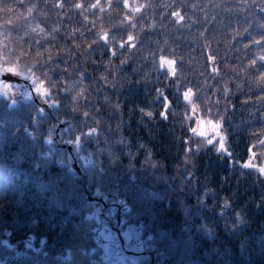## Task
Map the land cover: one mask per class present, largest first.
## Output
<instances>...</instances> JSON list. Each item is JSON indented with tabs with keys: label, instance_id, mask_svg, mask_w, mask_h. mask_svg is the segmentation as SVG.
<instances>
[{
	"label": "trees",
	"instance_id": "16d2710c",
	"mask_svg": "<svg viewBox=\"0 0 264 264\" xmlns=\"http://www.w3.org/2000/svg\"><path fill=\"white\" fill-rule=\"evenodd\" d=\"M60 2L63 8L57 0H0V63L4 57L14 63L29 51L28 42L39 38L38 24L46 30L58 26L57 48H74L72 37H62L77 28L74 36L81 45L71 58L60 53L66 64L57 59L48 66L56 81V87L47 85L52 88L49 97L19 95L11 102L0 96V264H117L105 257L97 235L100 221L86 197L95 188L125 199L124 224L139 227L147 250V263L119 264H264V176L240 167L250 150L256 153L253 161L264 164V148L258 143L264 140V84L257 71L264 70L259 59L264 56V0H131L146 5L138 13L117 0L111 8L100 0L103 12L88 8L95 0ZM77 2L83 9L70 7ZM174 11L184 20L173 17ZM125 14L134 17L135 29L120 23ZM10 18L12 25L6 23ZM98 30L117 40L131 31L138 37L136 48L116 45L117 55L111 57L103 42L96 41L99 47L86 52L85 44L96 40ZM205 41L228 83L227 96L219 90L221 80L206 70ZM35 51L33 45L29 59L21 56V69L31 66ZM160 54L176 57L175 79L165 75L166 69L157 70L153 57ZM65 68L61 80L58 73ZM106 68L110 81L115 76V86L85 80L94 106L81 103L73 113L69 97L75 92L62 94L64 81L75 80L81 69L98 78ZM33 70L44 78L43 69ZM185 87L196 92L199 115H207L208 108L223 114L226 147L236 162L231 167L227 157L189 131L195 117L182 97ZM157 90L170 101L167 119L159 115L163 100ZM49 100L61 101L62 109L50 107ZM85 110L98 121H89L100 129L98 138L85 136L79 150L72 144L69 149L66 141L83 126L79 113ZM186 147L192 149L187 156ZM82 153L89 156L87 164Z\"/></svg>",
	"mask_w": 264,
	"mask_h": 264
},
{
	"label": "snow or ice",
	"instance_id": "6c2138e0",
	"mask_svg": "<svg viewBox=\"0 0 264 264\" xmlns=\"http://www.w3.org/2000/svg\"><path fill=\"white\" fill-rule=\"evenodd\" d=\"M108 7L111 8L112 6V0H107ZM118 4H122L123 8L125 9H130L132 13H138L141 11L142 8H144L146 5L143 4H133L131 0H117ZM57 6L60 8L64 7V4L60 2V0H57ZM36 7V5H33L32 7H29L27 9V12L29 14L32 13L33 8ZM70 7L76 8V9H83L84 5L81 2H77L75 4H70ZM88 8L90 9H97L99 8L101 12L104 11V7L101 5L100 0H95L94 3H91L88 5ZM7 13L11 14L12 13V8L10 7H5L4 9ZM173 17H176L178 20L183 21L184 17L180 14L179 11H174L171 13ZM83 22L87 23L88 17L85 16L83 18ZM8 25L13 24V20L10 18L6 21ZM122 25H128L132 29L136 28V23L134 22V17L129 14H125L124 18L120 22ZM93 27H95V24L93 23ZM37 28L39 30V38H34L28 42V52H22L21 55L16 56L15 62L10 63L8 62L7 57H4L3 63H0V73H7V74H13L16 77H23L27 75L28 79H30L35 86V92L37 94H40L41 98H47L52 94V88L48 87V84H51L52 87H56V81H53L51 79V74L48 70L49 65H56V60L60 59L62 64H66L67 61L63 60L60 57V53L63 52L71 58L72 53L74 49H79L80 48V43L77 42L75 39L74 34L79 32V29L77 28H71L66 36H63L62 39L65 41L68 40L69 37H72L71 39V45L74 46V48H65V47H56V42L58 40V26L54 25L50 30H46L42 25L38 24ZM121 31L123 29H120ZM33 32L36 31V29H32ZM86 31H89V34L92 35L93 33L91 32L90 29H86ZM25 35H28V31L25 30L24 32ZM80 37L81 41H84L86 38L84 37V33L80 32ZM96 36V40L92 41V43H86L85 44V51L86 52H91L94 48V46L99 47L97 45L96 41H102L103 42V47L107 49L111 57H115L117 55V48L116 45L119 46L120 50L128 49L132 50L136 48L137 40L138 37L134 36L131 31L127 32L126 38H121L117 40L115 36H113L111 39L109 38V32L103 31V30H98L96 33H94ZM262 40H264V37H261ZM35 46V59H31V66L25 65L23 69H21L20 66V60L21 56H23L26 60L30 58L31 56V49ZM202 49H208V52L205 56V59L207 61L206 64V70L209 72V75L212 77V79H217L219 78L222 82V88L219 90L222 92L224 96H227L229 94V87L227 81L223 80L222 77V71L220 69L219 61L217 60L216 56L212 54V50L210 48V45L207 41L204 42L202 45ZM53 53L56 54L55 58ZM202 51V55H203ZM154 61L157 67V70L159 71L160 69H166L165 75L168 78L175 79L179 75V66L177 63V59L174 55L172 56H165L163 54H160L158 56V59L154 56ZM259 59L261 61H264V56H260ZM182 61V58H181ZM126 59H121L120 64L123 65L125 64ZM97 63V62H94ZM107 63V62H105ZM251 65L256 64V60H252L249 62ZM108 67H112L111 64L108 65ZM227 68L228 66L225 65ZM34 68L38 69H43L42 76L44 78H38L36 76L35 71L33 70ZM261 69H264V63L261 64L260 66ZM259 71V83L264 84V70H257ZM108 72V68L105 69V72L100 73L98 78H93L90 73L87 71V69H81L78 70L76 73V79L71 81L65 80L64 81V87L60 90L62 94H71L72 92H75L74 95H70V101L73 105V108L71 111L75 113L77 111L78 106L82 103L84 106H89L93 105V102L88 95V90L83 87L84 81L89 80L90 82L95 83L96 80L102 82L103 85H108L110 83L114 85L115 81V76L113 75L112 81L108 79V76L105 74ZM62 73V74H61ZM61 73H58L60 75L61 80H63V76L67 75V69H62ZM207 83V81H205ZM14 87L18 88L20 87L19 84H13L11 81H6L2 77H0V94L6 95L8 91L13 89ZM237 88H239V84H237ZM264 90V89H262ZM93 91H98L97 89L93 88ZM27 96L28 93H25ZM157 95L163 100L162 103V108L159 113V115L167 119L168 112L170 109V101L168 100L167 96H161L160 90H157ZM196 96V92L193 90L192 87H185L182 97L185 101H187L186 107H190L191 110V116L195 117V124L194 126L190 127L189 131L198 137L203 138V142L206 145H212L214 147V150L219 153L223 154L225 157L228 158L229 166L231 167L234 163L231 159V153L228 151L226 147V136L222 132V125L224 122V117L223 114H221L219 111L213 113L211 108H208L207 115H199V105L195 102L194 97ZM105 100L108 99V97H104ZM49 106L54 108L57 111H60L63 107L61 101L59 100H49L48 101ZM218 103V101H217ZM117 108H119V104L116 105ZM39 113H44L43 108H39L37 110ZM142 114L146 115L147 117L151 118L153 116V113L151 111L144 112L143 109L140 110ZM225 111H227V103L225 104ZM79 116L81 118V123L82 127L77 128L74 136L72 139L66 141L69 144H72L76 147L77 150H79L81 146V142L83 137H95L98 138L100 129L98 127H92L89 126V121H92L93 123H97L98 121L96 120V117L91 115V113L87 110L81 111L79 113ZM213 116L217 117L216 119H213ZM186 119L188 117V113H185ZM66 122V121H65ZM46 142L51 143V134L46 137ZM120 143H123V141H120ZM185 143L187 144V139L185 140ZM260 146L264 148V140L258 141ZM191 148L185 149V155L187 156L191 152ZM196 151H199V147L196 148ZM109 154L111 155V150L109 149ZM132 154L129 153V156ZM256 155V153L251 152L248 156V159L243 161L240 164L241 168L244 169H255L259 172L260 175L264 176V164H257L253 162V157ZM261 156H264V152L260 153ZM87 162H90L87 161ZM154 166V165H153ZM189 177H191V173H189ZM222 207H228L227 201L224 202ZM220 215H223V213H220ZM237 219H239V214H237Z\"/></svg>",
	"mask_w": 264,
	"mask_h": 264
},
{
	"label": "flooded vegetation",
	"instance_id": "af4514ba",
	"mask_svg": "<svg viewBox=\"0 0 264 264\" xmlns=\"http://www.w3.org/2000/svg\"><path fill=\"white\" fill-rule=\"evenodd\" d=\"M9 79L11 80L14 79V81H18L19 77L9 74ZM28 90L30 91L29 88ZM87 191L90 192L89 190ZM89 194L94 195V197L89 196ZM86 197L89 202H92L94 206L93 210L95 211L96 215L99 217L100 216L104 217V219L107 220V222L109 223L112 221L113 215H116L115 217L117 222L119 213H121V211L125 207H127L126 201H122L120 198L113 197L112 195H110V192H107L105 190H100L97 188L92 190V192L88 193ZM97 205L99 207L98 209H96ZM124 220L125 218L122 215L119 228L116 227V224L114 225L110 223L113 231L116 232V237L112 239L111 245L109 247V256L112 259L119 258V260H121L124 257L121 254H124L129 257L130 259L128 260L129 262H136L139 259H143V260L145 259L146 260L145 262L147 263L148 260L146 255L142 258H138L131 252L127 251L130 245L135 242L140 248H145V247L140 241L139 229L133 223H130V229L132 232V234H130L128 230L129 228L127 227V223L123 224ZM134 230H136L137 232L136 236ZM116 250H118V252H122L121 254H117L118 257L116 256Z\"/></svg>",
	"mask_w": 264,
	"mask_h": 264
},
{
	"label": "rangeland",
	"instance_id": "374dc122",
	"mask_svg": "<svg viewBox=\"0 0 264 264\" xmlns=\"http://www.w3.org/2000/svg\"><path fill=\"white\" fill-rule=\"evenodd\" d=\"M0 44H2V41L1 40H0ZM6 81H11L13 84H19L20 87H18V88L14 87L10 91H8V93L6 95L1 94L2 97H7V98H9L11 100L12 98L17 97L19 95L26 96L25 93H28L27 96H29V90H28V88L26 86H24V85H21L20 82L14 81V80H6ZM34 89H35V86H34ZM80 159L82 160V163L83 164H87L88 163L87 161L90 160L88 154L86 155L84 153L80 154ZM253 162L256 163L255 161H253ZM121 200L122 201H125V199H122V198H121ZM98 208L99 207L97 205V208L96 209H98ZM93 213H94V215L100 221V225H99V228H98L99 230L97 231V235L100 237L99 239L102 242V244L104 245L105 257H110L109 256V247L111 245L112 239L116 237V232L113 231L112 226H111L110 223H112L114 225L116 224V217H115L116 215H113L112 216V221L109 223V222H107V220L104 219V217L97 216L94 210H93ZM130 223H132V222H127V227L129 228L128 229L129 230V233L132 234L131 229H130ZM121 253L122 252H118V250H116V256L117 257H118L117 254H121ZM121 255L124 256L123 259L119 260V258H115V259H112V260L115 263H117V264H119V263H125L128 260H130L128 256H126L124 254H121Z\"/></svg>",
	"mask_w": 264,
	"mask_h": 264
},
{
	"label": "water",
	"instance_id": "95a60500",
	"mask_svg": "<svg viewBox=\"0 0 264 264\" xmlns=\"http://www.w3.org/2000/svg\"><path fill=\"white\" fill-rule=\"evenodd\" d=\"M0 77H2L3 79H8L9 78V74H7V73H0ZM21 79L23 80L24 83L28 82L30 85L33 84L32 81L30 79H28L27 77H22ZM69 148H71V145L69 146ZM120 220H121V215L118 216V224H117V227H119ZM136 234H137V232H135V235ZM127 251L128 252H131L132 254L136 255L139 258L143 257L145 255V253H146V250L145 249L136 248L135 247V244H131Z\"/></svg>",
	"mask_w": 264,
	"mask_h": 264
}]
</instances>
